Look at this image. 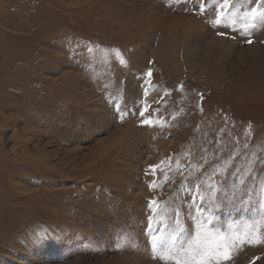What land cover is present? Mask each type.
Returning <instances> with one entry per match:
<instances>
[{"label": "rangeland", "instance_id": "1", "mask_svg": "<svg viewBox=\"0 0 264 264\" xmlns=\"http://www.w3.org/2000/svg\"><path fill=\"white\" fill-rule=\"evenodd\" d=\"M205 2L0 0V264H264V24Z\"/></svg>", "mask_w": 264, "mask_h": 264}, {"label": "snow or ice", "instance_id": "2", "mask_svg": "<svg viewBox=\"0 0 264 264\" xmlns=\"http://www.w3.org/2000/svg\"><path fill=\"white\" fill-rule=\"evenodd\" d=\"M232 0H211V3L215 6V17L213 23L215 25H225L231 27L233 30H239L244 34H248L249 31L257 26V24H264V7H253L247 11H244L242 15L238 13H232L230 11ZM264 4V0H261ZM205 0H200V11L205 12L206 9ZM223 34V33H218ZM251 43V40L248 41ZM149 75L151 73L149 72ZM143 116L144 113L142 112ZM155 168V166H153ZM260 188L258 194L256 207L260 211H264V187L257 185ZM246 195L252 196L257 195L255 188L246 193ZM153 206L157 203L156 201L151 202ZM242 204L246 203V206L251 210L252 201L247 202L241 201ZM207 224H211L212 220L208 219ZM244 237L248 243L260 242V237L253 231L252 235L246 231ZM239 239V237H237ZM154 242L159 240L161 248H167V240L163 237H154ZM243 242V241H242ZM170 251V250H169ZM177 255L185 257L183 260H176L175 264H221L222 261H229L232 259L231 248L227 242V238L222 234H209L205 237L204 241H201L199 236L197 239L177 251Z\"/></svg>", "mask_w": 264, "mask_h": 264}]
</instances>
